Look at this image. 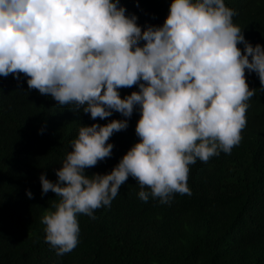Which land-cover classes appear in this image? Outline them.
<instances>
[{"label":"clouds","instance_id":"obj_1","mask_svg":"<svg viewBox=\"0 0 264 264\" xmlns=\"http://www.w3.org/2000/svg\"><path fill=\"white\" fill-rule=\"evenodd\" d=\"M234 15L224 0H171L163 23L142 29L119 0H0V76L23 73L29 88L93 120L113 111L127 118L138 106L139 139L109 172L85 168L111 155L109 137L127 119L81 125L55 181L39 175L41 194L59 197L41 218L57 254L77 245V215L110 205L129 176L141 200L167 203L189 191L190 164L240 142L256 91L245 70L264 88V48L245 39ZM134 84L139 90L121 98Z\"/></svg>","mask_w":264,"mask_h":264},{"label":"trees","instance_id":"obj_2","mask_svg":"<svg viewBox=\"0 0 264 264\" xmlns=\"http://www.w3.org/2000/svg\"><path fill=\"white\" fill-rule=\"evenodd\" d=\"M119 2L143 29L163 23L171 0ZM224 2L245 39L264 48V0ZM26 79L23 73L0 76V264H264V88L255 72L245 70L256 91L247 101L240 142L229 153L190 164L187 193L174 192L167 203L151 196L144 201L129 176L110 205L94 209L93 217L77 215L78 243L63 254L44 239L41 218L59 197L41 194L39 175L55 181L81 125L127 119L126 129L109 137L111 155L85 168L87 175L109 172L139 139L138 106L127 118L113 111L93 120L29 88ZM138 90L134 84L119 94Z\"/></svg>","mask_w":264,"mask_h":264}]
</instances>
